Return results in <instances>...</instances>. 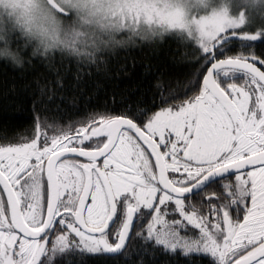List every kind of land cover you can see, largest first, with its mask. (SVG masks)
Instances as JSON below:
<instances>
[{"label":"snow or ice","instance_id":"1","mask_svg":"<svg viewBox=\"0 0 264 264\" xmlns=\"http://www.w3.org/2000/svg\"><path fill=\"white\" fill-rule=\"evenodd\" d=\"M201 7L208 0H0V39L10 28L34 57L94 63L118 34L172 33L199 52L191 79L161 91L151 116L92 114L51 137L38 121L30 140L0 145V264L127 259L133 236L141 251L264 264V0H243L236 15L227 3L193 14ZM190 229L198 239L180 235Z\"/></svg>","mask_w":264,"mask_h":264},{"label":"trees","instance_id":"2","mask_svg":"<svg viewBox=\"0 0 264 264\" xmlns=\"http://www.w3.org/2000/svg\"><path fill=\"white\" fill-rule=\"evenodd\" d=\"M242 2L208 0V8H198L193 14L204 15L227 3L236 15L244 10L239 7ZM115 39L123 43L104 46L91 63L87 55L60 50L34 57L36 45L9 28L0 39V52L7 50L20 63L0 55V145L30 140L38 121L51 137L70 126L79 127L92 114L131 115L128 108L134 107L148 109L147 116H151L164 106L160 92L166 95L177 82L185 84L198 67L192 63L199 56L194 39L172 33L147 39L118 34ZM141 246L143 241L133 236L125 250L127 259L66 253L60 260L57 253L56 264H139L140 260L144 264H209L211 260L201 253L166 255L153 252L150 246L141 251Z\"/></svg>","mask_w":264,"mask_h":264},{"label":"rangeland","instance_id":"3","mask_svg":"<svg viewBox=\"0 0 264 264\" xmlns=\"http://www.w3.org/2000/svg\"><path fill=\"white\" fill-rule=\"evenodd\" d=\"M235 1H238L239 2V0H235ZM166 219H168L169 221H171V220H173V219H179V217L177 216V217H172V216H169V217H166ZM144 227H146L145 225H144ZM143 229H141V231H142ZM140 232V231H139ZM180 235L182 236V237H185L186 239H189V240H195V239H198V237H199V233H198V230H196V231H194V230H189L188 232H184V231H181L180 232ZM55 237H53V239H54ZM49 247H51V245H49Z\"/></svg>","mask_w":264,"mask_h":264},{"label":"flooded vegetation","instance_id":"4","mask_svg":"<svg viewBox=\"0 0 264 264\" xmlns=\"http://www.w3.org/2000/svg\"><path fill=\"white\" fill-rule=\"evenodd\" d=\"M234 179H235L234 176H232V177H229L228 180L227 181H224V182H234ZM221 191H222V189H220L218 186L207 189V192L208 193H211V192H217V193H219ZM204 212L207 213V205H204ZM146 223H145V226H146ZM141 229L142 228L138 226V227H136L134 229V232H139V231H141Z\"/></svg>","mask_w":264,"mask_h":264},{"label":"clouds","instance_id":"5","mask_svg":"<svg viewBox=\"0 0 264 264\" xmlns=\"http://www.w3.org/2000/svg\"><path fill=\"white\" fill-rule=\"evenodd\" d=\"M0 23H3V16H0Z\"/></svg>","mask_w":264,"mask_h":264},{"label":"water","instance_id":"6","mask_svg":"<svg viewBox=\"0 0 264 264\" xmlns=\"http://www.w3.org/2000/svg\"><path fill=\"white\" fill-rule=\"evenodd\" d=\"M115 117H118V116H115Z\"/></svg>","mask_w":264,"mask_h":264}]
</instances>
